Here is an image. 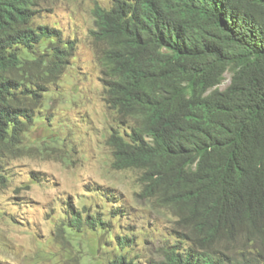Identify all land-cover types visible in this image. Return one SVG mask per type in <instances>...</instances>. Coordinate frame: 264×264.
<instances>
[{"label": "trees", "instance_id": "1", "mask_svg": "<svg viewBox=\"0 0 264 264\" xmlns=\"http://www.w3.org/2000/svg\"><path fill=\"white\" fill-rule=\"evenodd\" d=\"M43 1L0 0V187L6 152L75 50L33 23ZM93 15L105 102L122 126L106 140L111 167L138 171V196L176 225L143 262L126 256L133 236L113 235L109 264H264V0H112ZM106 194L107 214L66 204L59 231H110L126 208Z\"/></svg>", "mask_w": 264, "mask_h": 264}, {"label": "rangeland", "instance_id": "2", "mask_svg": "<svg viewBox=\"0 0 264 264\" xmlns=\"http://www.w3.org/2000/svg\"><path fill=\"white\" fill-rule=\"evenodd\" d=\"M111 2L44 0L33 18L34 24L59 29L65 38L74 39L75 50L59 78L41 93L21 146L6 152L5 183L0 187V264H109L118 251L113 238L118 234L135 238L126 256L143 262L158 258L170 242L174 219L138 196L139 172L111 167L106 140L122 126L105 102L99 60L104 44L93 34L94 6L108 8ZM228 78L226 73L220 88ZM106 193L121 197L126 208L124 216L111 219L110 231H59L66 204L107 214L116 198ZM243 247L250 248L239 243L235 249ZM233 255L240 258V253Z\"/></svg>", "mask_w": 264, "mask_h": 264}]
</instances>
